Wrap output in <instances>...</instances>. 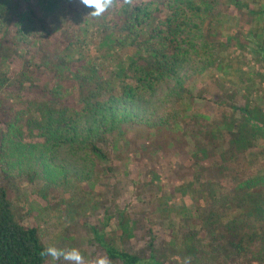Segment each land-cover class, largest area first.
Masks as SVG:
<instances>
[{
  "label": "trees",
  "instance_id": "obj_1",
  "mask_svg": "<svg viewBox=\"0 0 264 264\" xmlns=\"http://www.w3.org/2000/svg\"><path fill=\"white\" fill-rule=\"evenodd\" d=\"M228 1V7L235 5L243 19L221 48L250 50L259 69L242 71V88L226 91L213 114L208 104L198 107L190 98L180 122H175L172 106L176 91L193 96L188 88L193 76L214 69L225 77L233 66L227 58H217L204 39V25L211 14L209 5L205 0H170L163 3L168 4L169 14L162 19L159 3L134 0L132 5L119 7L107 25L106 14L79 19L84 34L89 33L88 24H98L96 46L107 56L130 49L129 56L119 63L117 72L104 70V91L95 93V82L93 85L79 76L81 83L71 76L65 88L54 94L51 104H43L46 109L40 111L42 120L37 122L42 141L36 145L24 142L25 133L18 121H8L0 143V174L9 181L10 170L22 167L38 148L47 168L62 179L91 182L96 180L95 172L101 164L111 162L120 152L128 157L129 151L136 156L139 153L137 161L147 164L141 144L135 141L147 137L145 146L162 151L164 158L167 152L171 156L170 151H181L187 170L178 176L186 183L176 190L195 197L197 213L204 202L211 200L209 228L205 227L210 250L198 253L197 264H264V176L251 174L255 159L247 160L249 153L264 147V7H254L255 2L250 4V0ZM27 2L13 1L0 10V16L25 29L38 24L48 32L49 26L31 6L23 9L22 4ZM60 30L58 25L56 31ZM135 35L142 39L139 45H130L131 40L124 42ZM84 43L87 45L80 40L73 42L72 52H81ZM86 64L93 66L91 59H86ZM129 76L131 82L125 81ZM213 85L209 87L212 93ZM174 131L178 132L176 143L169 138ZM106 137L130 141L131 150L121 151L112 141L109 154L102 148ZM188 137L194 146L190 152ZM37 176L36 172L28 174L31 183ZM9 184L0 187V264H48L49 258L39 255L47 245L36 227L23 224ZM109 212H105V222L109 227L115 219L113 231L103 234L94 228V234L95 243L112 264H174L169 250L182 254L190 249L185 240L177 251L174 242L167 245L152 229L144 231L124 210H114L113 215ZM133 239L135 243L130 244Z\"/></svg>",
  "mask_w": 264,
  "mask_h": 264
},
{
  "label": "rangeland",
  "instance_id": "obj_2",
  "mask_svg": "<svg viewBox=\"0 0 264 264\" xmlns=\"http://www.w3.org/2000/svg\"><path fill=\"white\" fill-rule=\"evenodd\" d=\"M13 1L15 0H0V10ZM138 1L159 3L162 19L169 14L168 4L163 3L170 0ZM205 1L211 14L204 25V39L212 45L217 58H227L233 62V66L229 69L230 74L225 77L214 69L193 76L188 86L193 96H182V93L174 92L172 106L175 122H180L184 106L189 103L190 98L198 107L208 104L213 114L215 106L222 100L226 91H238L242 88V71L259 69L250 50L229 51L230 47H224V50L221 48V44L226 43L236 32L243 19L235 5L228 7V0ZM252 1L255 2L254 7H264V0H250V4ZM28 6L44 19L49 26L48 32L44 33L38 24L22 28L20 24L11 20L9 22L7 18L0 16V143L6 131V123L16 120L25 133L24 142L31 146L42 141L37 122L42 120L40 111L46 109L43 104L50 105L54 94L62 87L65 88L71 76L79 82L81 81L78 77L81 76L93 85L96 83L95 93L104 91L101 87L102 82L107 81L104 70L117 72L119 63L127 59L130 49L114 51L113 56H107L105 50L99 49L96 46L99 38L95 35L98 24L95 23L91 27L88 24L89 33L83 32L84 24L81 25L79 19L87 17L90 9L81 4L80 0H28L22 4L24 10ZM119 7L121 6L105 13V25L112 21ZM58 25L61 27L59 32L56 31ZM130 37L124 42L131 40L130 45L140 44L141 38L137 35ZM78 40L87 42V45L84 43L81 52L75 54L70 45ZM86 59H91L93 66L86 64ZM73 63H76L74 67ZM242 63L246 64L242 67ZM125 81L131 82V77ZM57 85L59 88L56 89ZM212 85L215 87L213 93L209 90ZM216 85H219V88ZM180 97L181 99L176 100ZM177 133L174 131L169 134L174 143ZM188 139L190 144L187 150L193 151V142L189 137ZM147 140V137L135 138L142 146L147 164L140 165V161H137L140 159L139 153L136 156V153L129 151L128 157L120 152L121 154L112 157L111 162L101 164L95 172L96 180L91 182L73 178L62 179L51 168H47L46 158L40 149H33L34 154L28 155L22 167L10 170L9 181L0 174V187L10 182L11 198L23 224L36 227L47 246L78 248L86 261L105 255L95 243L94 228L103 234L112 232L116 226L115 219L108 227L105 212L109 210L113 215V211L119 209L126 211L134 222H139L144 231L152 229L158 236L163 237L167 245L174 242L177 251L183 241L186 240L190 244V249L182 254L169 250L170 262L197 264L198 253L210 250V239L206 236L205 227L209 228L211 200L204 202L197 213L195 197L190 196L192 194L181 195V192L176 190L186 183L185 179L178 176L179 172L187 170V163L182 159L181 151H170L169 153L173 152L171 156L167 152L164 158L162 151H152L145 146ZM104 141L102 148L106 152L109 151V154L113 149L112 141L116 142L121 151L130 148L129 140L127 142L106 137ZM125 145L127 147H124ZM252 159L255 161L250 173L264 176V147L259 146L247 155L248 161ZM31 172L38 175L32 183L28 178ZM105 237L109 242V238L106 235ZM133 243L134 239L130 244ZM227 258L232 263L233 260ZM208 262L216 264L213 261ZM48 264L67 262L52 261L49 258Z\"/></svg>",
  "mask_w": 264,
  "mask_h": 264
},
{
  "label": "clouds",
  "instance_id": "obj_3",
  "mask_svg": "<svg viewBox=\"0 0 264 264\" xmlns=\"http://www.w3.org/2000/svg\"><path fill=\"white\" fill-rule=\"evenodd\" d=\"M134 0H80V3L91 9L88 16L94 18L102 17L106 12L122 5H132ZM39 255L42 258H50L52 261L67 262V264H112L107 255H99L94 259L85 260L78 248H59L54 245L46 246Z\"/></svg>",
  "mask_w": 264,
  "mask_h": 264
}]
</instances>
